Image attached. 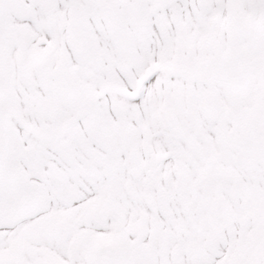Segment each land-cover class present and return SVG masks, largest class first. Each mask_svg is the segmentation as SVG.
Returning a JSON list of instances; mask_svg holds the SVG:
<instances>
[{
	"label": "snow or ice",
	"instance_id": "snow-or-ice-1",
	"mask_svg": "<svg viewBox=\"0 0 264 264\" xmlns=\"http://www.w3.org/2000/svg\"><path fill=\"white\" fill-rule=\"evenodd\" d=\"M0 264H264V0H0Z\"/></svg>",
	"mask_w": 264,
	"mask_h": 264
}]
</instances>
